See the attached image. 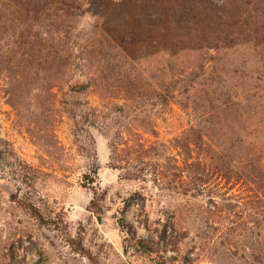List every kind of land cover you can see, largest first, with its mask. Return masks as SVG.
I'll use <instances>...</instances> for the list:
<instances>
[{
  "label": "rangeland",
  "instance_id": "1",
  "mask_svg": "<svg viewBox=\"0 0 264 264\" xmlns=\"http://www.w3.org/2000/svg\"><path fill=\"white\" fill-rule=\"evenodd\" d=\"M50 2L68 68L0 0V264H264V0Z\"/></svg>",
  "mask_w": 264,
  "mask_h": 264
},
{
  "label": "trees",
  "instance_id": "2",
  "mask_svg": "<svg viewBox=\"0 0 264 264\" xmlns=\"http://www.w3.org/2000/svg\"><path fill=\"white\" fill-rule=\"evenodd\" d=\"M50 1L51 0H44V12H46V15L44 17V65L48 66V70H51L53 66L68 68L70 64H72L73 61L77 58V56H75V50L78 44L77 37L72 33L69 25H66V22L61 21L58 15H55L53 13L55 12V10L50 6ZM177 2L184 3L183 0H160L159 3L164 5L165 7H168L167 5H169V3H172V5L175 6ZM94 3L96 2L94 1ZM197 3L203 5L205 3V0H197ZM185 12H190L188 6H186L185 8ZM54 26H57L58 28L54 29ZM194 40L200 46H203L204 38L198 36ZM232 42L233 41L229 40V43L232 44ZM196 77L197 76L193 75V77L189 79V83L186 81L184 85V91L195 90L197 86H201V81H197ZM191 80H195L196 82H192ZM257 81L258 79L254 78V82L256 83ZM173 97V94H169V92L160 93L162 103H168ZM199 103H197L198 106L203 107L207 104L211 109L218 110V106L215 105L213 99H202L200 105ZM248 171L258 173V175H261V173L264 174L263 167L258 165L255 166L254 170L249 169ZM26 207L28 208L30 214L35 217L38 222H44V216L39 211V208L37 206H35L34 204H30Z\"/></svg>",
  "mask_w": 264,
  "mask_h": 264
}]
</instances>
